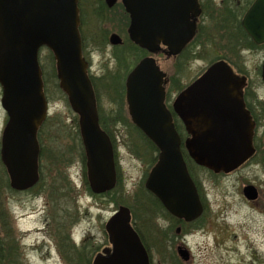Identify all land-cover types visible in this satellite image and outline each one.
<instances>
[{
  "label": "water",
  "instance_id": "water-1",
  "mask_svg": "<svg viewBox=\"0 0 264 264\" xmlns=\"http://www.w3.org/2000/svg\"><path fill=\"white\" fill-rule=\"evenodd\" d=\"M79 0H0L1 104L8 114L1 139V160L13 189L24 190L40 178L41 145L38 132L49 115L44 91L40 49L48 47L56 60L59 86L79 116L86 154L87 178L96 194L117 184L114 143L101 127L97 96L83 55ZM130 15L129 36L151 55L140 60L126 80V100L132 121L159 149L145 187L178 219L192 222L204 212L196 182L181 149L182 139L165 103L166 73L157 64L160 43L169 55H178L195 35L187 9L201 13L199 0H122ZM113 5L115 0H108ZM162 13V16H161ZM264 0H255L245 23L255 41L257 17H264ZM110 42L123 43L118 33ZM163 49V48H162ZM264 79V66L262 71ZM241 79L220 60L182 90L173 108L189 136L185 147L192 160L215 173H230L255 152L254 123L245 107ZM230 103V104H229ZM249 200L259 197L258 188L244 186ZM111 249L98 253L93 264H151L149 251L132 223L131 208L120 205L105 224ZM188 260L189 251L178 247Z\"/></svg>",
  "mask_w": 264,
  "mask_h": 264
},
{
  "label": "rangeland",
  "instance_id": "rangeland-1",
  "mask_svg": "<svg viewBox=\"0 0 264 264\" xmlns=\"http://www.w3.org/2000/svg\"><path fill=\"white\" fill-rule=\"evenodd\" d=\"M83 3V30L88 49L86 56L91 65L89 72L98 84L104 119L109 122L114 134L121 183L110 194H95L89 182L86 183L77 127L78 115L56 87L53 76L48 75L46 91L50 111L40 131L45 151L40 157L42 179L36 186L38 188L34 191L10 189L0 155V222H9L14 236H25L24 242L30 245L28 253L22 254L20 264L93 263L98 252L112 248L105 224L120 205L131 208L134 223L151 245L153 264H264V156L260 153L228 174H218L206 167L193 166L190 162L192 175L207 201V209L201 218L189 226H183L166 216L142 191V184H145L152 167L151 159L158 152L131 124L133 122L126 102V76L120 77L118 85L120 92L124 93L123 103L121 96L112 89V78L120 67L116 55L125 53L135 63L143 53L140 55L124 48L130 42L126 31L127 14L121 6L106 9L105 17L99 19L94 11L96 8L103 10L102 1L82 0ZM113 32L122 37V45L115 46L109 42ZM48 53L47 48L42 49L40 56L43 63H47ZM154 56L173 79L175 84L172 90L175 92L205 69L211 54L203 59L190 58L187 54L181 58H168L166 53H156ZM256 60L258 56L252 55L251 61ZM177 63L181 65L180 71ZM255 71L253 68L252 76L260 87ZM260 89L264 96V89ZM1 98L0 84V151L3 130L8 121ZM131 142L139 149L132 150ZM248 184L258 188L257 200L245 197L243 188ZM39 189L41 191L37 192ZM138 193H144V199L139 200ZM62 240L68 244L66 248ZM182 245L191 251L188 260L174 254L177 247ZM66 254H70V257H66ZM0 264H13V261L2 257Z\"/></svg>",
  "mask_w": 264,
  "mask_h": 264
},
{
  "label": "flooded vegetation",
  "instance_id": "flooded-vegetation-1",
  "mask_svg": "<svg viewBox=\"0 0 264 264\" xmlns=\"http://www.w3.org/2000/svg\"><path fill=\"white\" fill-rule=\"evenodd\" d=\"M101 1V6L103 10L100 11V8H96L94 11L96 14H98L99 19H103L105 17L104 11L106 9H111L115 5H119L122 7L124 13L127 14L128 19L126 28L128 41L133 42L129 37V26L131 23L130 15L126 12L122 0H115V3H113V5L111 6L109 5L108 0ZM254 1L255 0H199L200 7L202 10L199 15L194 16L193 11L191 9L186 10V14L189 17V21L191 23L194 22L195 24L194 37L188 43H186L182 51L176 56L169 55L168 46L162 44V42L160 43V50L158 53H166L168 58H181L184 54H187L190 58L194 56L198 59L206 58L208 54H211V56L210 61H208L205 65V69L200 74H198L193 80L187 82L183 87H181L180 90H178L177 88L175 92L173 91V87L175 84L173 79L168 74V72L162 67L158 59L155 57L157 64L160 66L162 71L167 74L165 77V82L163 84L166 91L165 103L172 113L173 121L176 127L178 125V127L182 129V133L184 134V136H181L182 142L185 141V139L188 137V134L186 132V127L183 121L173 108V103L178 94L188 85H190L195 79H197L200 75H202L211 65L220 60L226 61L232 68L233 72L240 79L241 77H245V83L242 86L241 90L243 92L245 107L249 111L252 117V121L254 123L253 146L255 147V152L245 163L251 161L260 153L264 156V96L262 90L260 89H264V79L262 77V71L264 66V41H255L251 33L248 31L245 23L247 12L251 5L254 3ZM80 16V31L83 43L85 44L84 38H86V35L85 31L83 30V23H85L84 3L82 4V6H80ZM262 16H264V14H262ZM257 19L258 20H256L255 24H253L251 21L249 25L257 26L256 33L261 36H264V17H257ZM147 55H150V53L146 50V53L143 52V56L140 59ZM252 55H257L258 60L252 62ZM138 61L133 63V65L129 67L130 69L128 71H124V76H122V78L126 76L125 78L127 79V76L134 69ZM180 63L176 64L179 68V71L181 70ZM253 68L256 69L255 73L257 72L260 87L258 86L256 79L252 76ZM90 70L91 65L89 67V71ZM41 177L42 167L40 168V179ZM38 184L36 183L24 190H14L34 191ZM200 196L206 210L207 201L204 199L203 193H201ZM204 213L202 214V216L204 215ZM27 232L28 231H26L25 234ZM0 234V258L3 257L5 259H10L13 261V264H20V260H22V254H24V252L27 254L28 249L30 248V245L24 242L25 236L15 237L13 227L10 225L9 222L6 221L0 222ZM160 239V245L162 247V229L160 230ZM182 246L189 251V258H191V251L185 245ZM178 247L176 249L177 253H175L174 251L175 255H179ZM105 251L106 250H104L103 252Z\"/></svg>",
  "mask_w": 264,
  "mask_h": 264
},
{
  "label": "trees",
  "instance_id": "trees-1",
  "mask_svg": "<svg viewBox=\"0 0 264 264\" xmlns=\"http://www.w3.org/2000/svg\"><path fill=\"white\" fill-rule=\"evenodd\" d=\"M79 6H82V0L79 1ZM85 39V38H84ZM124 48H127L125 50H128V51H135V52H138L140 55L141 53H146V50L142 49L141 47L137 46L136 44H134L133 42H130V45L128 44L127 47H124ZM49 50V49H48ZM83 52H84V55H86V53L88 52V49H87V45L83 43ZM117 59H118V62H119V70L118 72L116 73L115 76H113L112 78V83H113V86H112V89L114 91V93H116V95L118 96H121V98L123 100H121V102L123 103L124 101V93L123 91L120 92V89L118 87L119 85V79L120 77L124 76V71L125 70H129L132 65H133V62L132 60H130V58L125 54V53H119L116 55ZM40 60H41V63L42 62V58L40 56ZM46 60H47V63H43L42 66H43V70H44V81H45V84L48 83V75H52L53 78L55 79V84H56V87L58 88V90L61 92V94L63 95V97L67 99V96L66 94L63 92V90L60 88L59 86V82H58V78H57V70H56V60H55V57H54V54L52 53L51 50H49V53L48 55L46 56ZM47 65L49 67V70L51 72H49V70L47 69ZM122 69V70H121ZM91 79L93 81V84H94V87H95V90H96V94H97V100H98V109H99V114H100V123H101V126L104 130H106L108 132V134L110 135V137L112 138L113 142H115V139H114V134L109 126V122L107 120L104 119V115H103V110H102V104L100 102V93H99V89H98V84L96 83V80L94 79V76L91 75ZM123 87H124V84H123ZM47 90V87L45 86V91ZM47 92V91H46ZM109 118V117H108ZM112 119H113V116H112ZM47 120L44 122V125L46 124ZM137 130V132H139V134L146 140L147 144L152 148L154 149L155 151H159L157 146L137 127L135 126L133 123H131ZM77 127L79 129V124L77 122ZM42 128V127H41ZM41 128H40V131H41ZM177 129L180 133L181 136H184V134L182 133V129L180 127H178L177 125ZM40 131H39V134H40ZM80 136V132L78 134ZM39 139H40V135H39ZM41 142V140H40ZM79 143H80V148H81V159H82V162H83V169H84V178H85V181L86 183H88V178H87V167H86V154H85V150H84V146H83V143H82V139H81V136L79 138ZM131 144H133L131 142ZM115 145V144H114ZM76 146V149L78 150L79 149V146L78 144L76 143L75 144ZM139 149V146H136V144L134 143L133 144V148L132 150L134 149ZM182 150L184 152V155H185V158L187 160V163H188V166L190 168V171L193 169L192 165H190V162L191 164H193V166H196L197 164L190 158V156L188 155V152L187 150L185 149L184 145L182 146ZM44 151H45V148L42 146L41 144V155L44 154ZM157 158H158V155L153 157L151 159V162L152 163V166L156 163L157 161ZM117 172H118V168H117ZM192 174V172H191ZM7 176H8V173H7ZM193 176V175H192ZM194 178V177H193ZM42 179V177H41ZM195 180V178H194ZM9 181V182H8ZM41 181V180H40ZM196 181V180H195ZM7 185L9 186L10 189L11 186H10V180H9V176L7 177ZM121 183V180L119 178V175H118V183L116 185V187L109 191V192H106V194H110V193H114L116 190H117V187L120 185ZM196 184L198 185L197 181H196ZM38 187H36L37 189ZM198 188H199V185H198ZM35 189V190H36ZM13 190V189H12ZM15 191V190H13ZM41 189L37 190V192H40ZM142 191L145 192L147 195H149L151 197V200L162 210V212L166 215V216H169L171 219H173L174 221H176L177 223L179 224H182L183 226H189V225H192V223H186L184 221H181V220H178L177 218H175L174 216H172L166 209L165 207L163 206V204H161L160 200L154 195L152 194L150 191H148L146 188H145V185L142 184ZM137 197L139 200L141 199H144V193H138L137 194ZM147 204H149V200L146 201ZM136 225V224H135ZM136 228L137 230L140 232L146 246L150 249L151 245L148 243V239L146 236H144L142 234V231L140 229V227H138V225H136ZM63 247L66 248V246H68L67 243H65L63 240ZM70 246V245H69ZM72 247H75L73 244H71ZM81 251V249L79 250V252ZM66 257H70V254H66ZM89 264H93L91 263V261L89 262Z\"/></svg>",
  "mask_w": 264,
  "mask_h": 264
}]
</instances>
